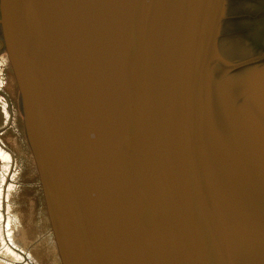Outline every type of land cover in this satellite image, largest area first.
Segmentation results:
<instances>
[{"label": "water", "instance_id": "1", "mask_svg": "<svg viewBox=\"0 0 264 264\" xmlns=\"http://www.w3.org/2000/svg\"><path fill=\"white\" fill-rule=\"evenodd\" d=\"M0 52V264H264V0H0Z\"/></svg>", "mask_w": 264, "mask_h": 264}, {"label": "rangeland", "instance_id": "2", "mask_svg": "<svg viewBox=\"0 0 264 264\" xmlns=\"http://www.w3.org/2000/svg\"><path fill=\"white\" fill-rule=\"evenodd\" d=\"M1 53V52H0ZM0 54V229L25 228L26 206L16 184L23 181L21 146L13 117L12 89ZM13 155L14 163L6 155ZM6 158V159H5Z\"/></svg>", "mask_w": 264, "mask_h": 264}, {"label": "bare ground", "instance_id": "3", "mask_svg": "<svg viewBox=\"0 0 264 264\" xmlns=\"http://www.w3.org/2000/svg\"><path fill=\"white\" fill-rule=\"evenodd\" d=\"M1 54V53H0ZM6 158H7V160H11V163L13 164L14 163V158H13V155L11 154V156H9V155H6ZM5 158V159H6Z\"/></svg>", "mask_w": 264, "mask_h": 264}]
</instances>
